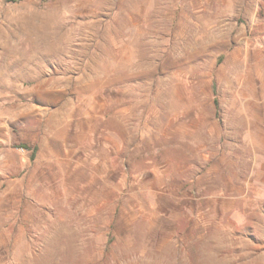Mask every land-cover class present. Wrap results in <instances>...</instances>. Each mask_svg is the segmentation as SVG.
Masks as SVG:
<instances>
[{"label":"rangeland","instance_id":"rangeland-1","mask_svg":"<svg viewBox=\"0 0 264 264\" xmlns=\"http://www.w3.org/2000/svg\"><path fill=\"white\" fill-rule=\"evenodd\" d=\"M0 264H264V0H0Z\"/></svg>","mask_w":264,"mask_h":264}]
</instances>
